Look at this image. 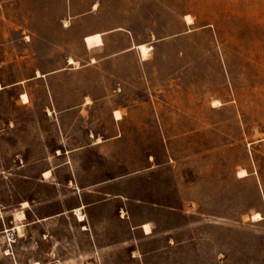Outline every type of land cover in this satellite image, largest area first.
<instances>
[{
    "label": "rangeland",
    "instance_id": "374dc122",
    "mask_svg": "<svg viewBox=\"0 0 264 264\" xmlns=\"http://www.w3.org/2000/svg\"><path fill=\"white\" fill-rule=\"evenodd\" d=\"M0 264H264V0H0Z\"/></svg>",
    "mask_w": 264,
    "mask_h": 264
},
{
    "label": "bare ground",
    "instance_id": "6f19581e",
    "mask_svg": "<svg viewBox=\"0 0 264 264\" xmlns=\"http://www.w3.org/2000/svg\"><path fill=\"white\" fill-rule=\"evenodd\" d=\"M186 20H187V23H189V24L191 23L190 18L188 16H186ZM137 49L139 50L141 57L143 59H145L146 56H147V51H148L147 47H145L144 45H140V46L137 47ZM70 63H72V62H70ZM22 99H23L24 102H27V98H26L25 95H22ZM114 116H115L116 120H120L121 119V116H120V114L117 111L114 112ZM45 175L48 176V172H45ZM238 175H239V177H243V176L246 175V172L244 170H241V171H239ZM253 219L254 220L261 219L260 214L259 213H255L253 215ZM144 229L146 230V232L149 231V229H148V227L146 225L144 226Z\"/></svg>",
    "mask_w": 264,
    "mask_h": 264
},
{
    "label": "crops",
    "instance_id": "0c3cea01",
    "mask_svg": "<svg viewBox=\"0 0 264 264\" xmlns=\"http://www.w3.org/2000/svg\"><path fill=\"white\" fill-rule=\"evenodd\" d=\"M91 49V48H90Z\"/></svg>",
    "mask_w": 264,
    "mask_h": 264
}]
</instances>
